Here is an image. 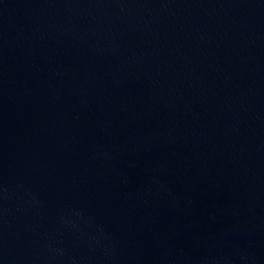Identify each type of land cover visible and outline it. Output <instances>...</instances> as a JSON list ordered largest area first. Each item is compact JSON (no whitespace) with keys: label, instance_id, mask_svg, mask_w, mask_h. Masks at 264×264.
<instances>
[{"label":"water","instance_id":"1","mask_svg":"<svg viewBox=\"0 0 264 264\" xmlns=\"http://www.w3.org/2000/svg\"><path fill=\"white\" fill-rule=\"evenodd\" d=\"M0 264H264V0H0Z\"/></svg>","mask_w":264,"mask_h":264}]
</instances>
